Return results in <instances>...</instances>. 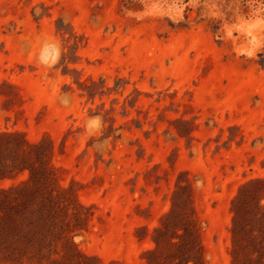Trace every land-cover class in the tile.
<instances>
[{"label":"rangeland","instance_id":"obj_1","mask_svg":"<svg viewBox=\"0 0 264 264\" xmlns=\"http://www.w3.org/2000/svg\"><path fill=\"white\" fill-rule=\"evenodd\" d=\"M263 246L264 0H0V264Z\"/></svg>","mask_w":264,"mask_h":264},{"label":"trees","instance_id":"obj_2","mask_svg":"<svg viewBox=\"0 0 264 264\" xmlns=\"http://www.w3.org/2000/svg\"><path fill=\"white\" fill-rule=\"evenodd\" d=\"M14 193L15 191L17 192L18 190H13ZM13 191L8 193V192H5V195H7L8 197L10 198H15L17 200V195L13 196ZM11 209H13V211L15 212H19L20 211V203L15 201V203H11L10 205ZM240 225L239 221H238V218H237V213L235 212L234 210V217H233V223H232V228H231V232H232V237H233V245H232V258L234 259L235 261V258H236V246H237V242H238V239H237V227ZM7 229L13 234V236L16 235V232L18 231V226L15 222V220L13 219H10L7 221ZM15 233V234H14ZM263 248V251H264V246L262 247ZM19 253H24V250L23 249H17ZM264 264V263H263Z\"/></svg>","mask_w":264,"mask_h":264}]
</instances>
